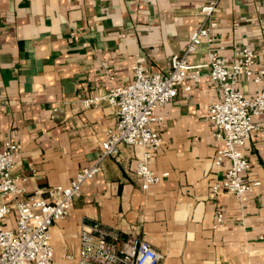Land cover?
Wrapping results in <instances>:
<instances>
[{
	"label": "crops",
	"instance_id": "0c3cea01",
	"mask_svg": "<svg viewBox=\"0 0 264 264\" xmlns=\"http://www.w3.org/2000/svg\"><path fill=\"white\" fill-rule=\"evenodd\" d=\"M207 1L0 0V142L19 145L14 173L27 179L22 199L68 185L98 161L116 105L84 100L131 83L136 64L167 72L202 22ZM217 19L213 48L226 57L252 48L264 67V0H221ZM239 87L254 95L262 85L241 78ZM221 98L205 68L192 91L180 89L156 109L162 121L153 126L164 144L151 167L169 175L148 190L133 171L141 148L124 143L118 155L103 158L70 214L51 228L54 264H73L69 256H79L82 230L95 222L118 233L120 244L146 240L162 253V264H264V114L254 117L259 128L248 143L245 173L259 183L243 197L214 194L231 164H215L224 144L207 117ZM220 210L226 224L215 227Z\"/></svg>",
	"mask_w": 264,
	"mask_h": 264
},
{
	"label": "built area",
	"instance_id": "2783aa9c",
	"mask_svg": "<svg viewBox=\"0 0 264 264\" xmlns=\"http://www.w3.org/2000/svg\"><path fill=\"white\" fill-rule=\"evenodd\" d=\"M221 0H208L200 8L202 22L192 33L185 49L171 57L167 72H148L141 64L134 65V80L118 86L106 96L84 100L89 106L109 99L116 105V120L108 128L102 141V155L93 165L81 169L68 185H56L36 191L27 199L26 177L14 173L19 155L15 142H0V264H54V247L51 228L55 222L65 219L75 198L80 196L82 185L101 169V161L116 156L122 144L143 150L138 157L134 173L142 180V188L148 190L168 172L156 173L151 163L164 139L154 128V122L162 121L155 111L174 99L180 89L192 91L194 84L209 68L211 79L220 88L222 98L208 107L207 117L214 127L215 137L223 142L215 157L221 166L224 159L230 167L222 182L212 187L214 194L223 191L243 197L259 182H250L245 173L250 169L247 156L252 131L259 128L254 117L264 114V67H259L260 53L249 47L234 52L233 57L222 56L212 46L220 39L217 32V14ZM206 48L201 61L192 62L190 56ZM264 52V50H263ZM241 78L259 86L254 95H248L239 87ZM16 200L11 205L3 198ZM13 223H9V218ZM224 211L215 214V227H224ZM120 235L95 222L80 234L79 256H69L73 264H162L163 255L146 240L128 237L121 244Z\"/></svg>",
	"mask_w": 264,
	"mask_h": 264
}]
</instances>
